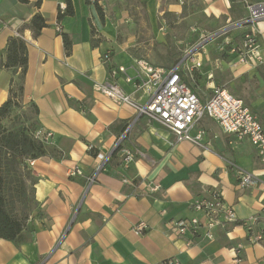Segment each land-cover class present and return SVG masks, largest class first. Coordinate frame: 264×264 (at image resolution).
<instances>
[{
	"label": "crops",
	"instance_id": "1",
	"mask_svg": "<svg viewBox=\"0 0 264 264\" xmlns=\"http://www.w3.org/2000/svg\"><path fill=\"white\" fill-rule=\"evenodd\" d=\"M36 1L0 0V60L9 37L42 13L48 25L41 34L35 37L30 29L22 34L28 45L24 102L37 105L39 127L53 133L49 145L66 157L47 155L31 163L41 215L33 218L29 241L17 246L0 239V264H164L173 257L181 264H264V174L256 147L225 133L208 116L190 130L195 136L205 129L201 144L177 142L172 131L138 116L132 104L95 88L96 82H117L134 103L145 104L151 91L136 90L133 80H127L140 71L138 61L170 69L183 59L159 66V55L176 61L181 50L168 43L174 36L167 17L192 20L208 36L247 18V3L261 0H98L102 15L96 0H73L75 14L62 19L58 14L65 0H42L40 7ZM254 26L264 50V19ZM246 30L232 28L225 37L239 43ZM64 32L72 39L69 53ZM106 53L110 58L105 61ZM228 61L226 68L237 77L236 96L264 125V63L231 68ZM199 69L186 76L190 83ZM11 78L9 70L0 68V106L9 97ZM209 86L207 92L194 86L203 101L216 87ZM127 151L134 157L129 164ZM75 167L81 172L71 176ZM238 167L254 173L257 185L242 186ZM156 182L160 188L153 191ZM216 189L235 210L237 223L217 227L212 240L199 237L190 244L167 231L172 220L202 217L192 203ZM140 220L148 228L137 235L133 226ZM259 233L263 238L256 241Z\"/></svg>",
	"mask_w": 264,
	"mask_h": 264
},
{
	"label": "built area",
	"instance_id": "2",
	"mask_svg": "<svg viewBox=\"0 0 264 264\" xmlns=\"http://www.w3.org/2000/svg\"><path fill=\"white\" fill-rule=\"evenodd\" d=\"M248 16L244 20L235 23L232 28L247 27L239 43L226 41L233 56L229 62L236 67L239 64L259 66L264 63V50L260 39V32L255 28V23L264 19V0L247 3ZM231 28V29H232ZM230 28L220 30L223 35L229 32ZM219 32V31H218ZM217 32L211 33L212 38L217 37ZM17 35H21L17 32ZM207 36V37H208ZM109 54L103 56V60H108ZM188 59L183 58L179 63L170 69L154 67L145 60H139L140 71L132 79L128 76V81L133 80L136 90L151 91V95L145 104L134 103L126 96L117 82H96L95 88L118 102H127L137 109L138 116L145 115L150 120H154L176 135V141L190 140L195 144H201L206 133L204 128H199L198 133L193 136L190 130L195 127L204 116L216 120L223 131L234 135L237 140L248 139L257 149L264 174V125L259 115L240 97L231 93L227 88L216 86L210 97L203 101L183 78L193 76L195 69L200 68L201 61L193 60L190 64ZM124 70L123 67L120 68ZM35 137L45 143H50L53 133L39 127L35 131ZM118 146V143L116 147ZM133 154L126 152L125 163L133 161ZM34 161V160H33ZM31 161V163H33ZM106 159L98 166L97 172L103 169ZM81 172L79 167L72 168L70 175L74 176ZM240 184L242 186L257 185V176L238 167ZM94 177L90 179L93 182ZM128 183V180H124ZM160 188L159 183H154L151 190ZM192 207L202 214V217L183 218L172 220L166 224L167 231L192 243L195 239L203 237L209 240L214 239V230L217 227H225L227 223H237L239 221L235 210L228 206L219 190H214L208 197L196 199ZM148 223L140 220L133 226V231L140 235L146 231ZM262 235L256 237V241L262 239ZM164 264H181L178 258H169Z\"/></svg>",
	"mask_w": 264,
	"mask_h": 264
},
{
	"label": "trees",
	"instance_id": "3",
	"mask_svg": "<svg viewBox=\"0 0 264 264\" xmlns=\"http://www.w3.org/2000/svg\"><path fill=\"white\" fill-rule=\"evenodd\" d=\"M28 3L29 0H19ZM90 3V0H86ZM66 7L60 8L58 18L73 16L75 7L73 0H65ZM42 0L36 1V6ZM97 10L102 15V7L95 1ZM46 17L35 13L19 29L21 35L9 37L4 51V59L0 60V68L9 70L12 78L9 97L0 106V239L14 242L17 246L30 240L34 230L33 218L39 217L41 211L35 204V177L31 161L52 156L57 159L66 157L59 148L49 145L35 137L39 128L38 107L35 103L24 102L25 78L28 69V45L22 34L30 29L35 37L47 27ZM65 48L69 53L72 39L66 32L62 33ZM184 80L192 86L190 80ZM25 108L26 111H19ZM9 121L10 125L7 124ZM119 150L117 148L113 154ZM93 155L97 152L90 149Z\"/></svg>",
	"mask_w": 264,
	"mask_h": 264
},
{
	"label": "rangeland",
	"instance_id": "4",
	"mask_svg": "<svg viewBox=\"0 0 264 264\" xmlns=\"http://www.w3.org/2000/svg\"><path fill=\"white\" fill-rule=\"evenodd\" d=\"M166 25L174 36V38L171 37L172 40L168 39V43L179 47L181 50L178 56H174V58L177 57L176 61L169 54L159 55V66H166L168 64V67H170L175 62L187 57L197 45L204 43L203 46L193 53L194 55L191 54L193 55L192 61L196 60L202 63L200 69L196 70L194 75L195 81H192L193 85H198L200 90L207 92L211 89L209 85L214 83L215 86L225 87L235 94V87L238 86L236 82L237 77L233 69H227V66L224 64L226 61L233 59V56L228 53L230 49L228 44H226V34L215 38H212L213 34L207 37L201 33L202 30L198 28L199 26L196 22L192 20L180 22V17L176 15L167 17ZM230 67L234 68L231 65ZM19 111L26 110L23 108ZM7 124L10 125L9 121H7Z\"/></svg>",
	"mask_w": 264,
	"mask_h": 264
},
{
	"label": "water",
	"instance_id": "5",
	"mask_svg": "<svg viewBox=\"0 0 264 264\" xmlns=\"http://www.w3.org/2000/svg\"><path fill=\"white\" fill-rule=\"evenodd\" d=\"M229 28L231 29L232 27H229ZM220 33H221V31L217 32V33H216V36H218ZM203 45H204V43H201V44L197 45V46L192 50V52L189 53L188 55L193 54L197 49H199V48H200L201 46H203ZM116 148H117V147H115V148L113 149V151H114ZM89 187H90V185L87 187V190L85 191V193H84V195H83V198H82V200H81V202H80L78 208L76 209L75 215H74L73 219L71 220V222H70V224H69V227H68V229L66 230L65 234L67 233V231L69 230V228L72 226V224H73V222H74V219L76 218V216H77V214H78V212H79V210H80V208H81V205H82V203H83V201H84V198H85V196H86V194H87V192H88V190H89Z\"/></svg>",
	"mask_w": 264,
	"mask_h": 264
}]
</instances>
